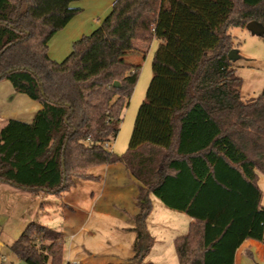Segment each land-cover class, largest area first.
<instances>
[{
	"label": "trees",
	"instance_id": "trees-1",
	"mask_svg": "<svg viewBox=\"0 0 264 264\" xmlns=\"http://www.w3.org/2000/svg\"><path fill=\"white\" fill-rule=\"evenodd\" d=\"M73 1L0 0V81L42 105L0 129V181L61 195L97 178L93 167L121 163L138 181L135 257L151 246L153 194L192 219L175 240L180 264H236L246 238L264 243V90L243 99L229 30L264 26V0H115L58 62L49 41L81 11ZM156 39L146 98L117 154L110 140L140 73L123 53ZM10 248L28 264H64L63 233L39 222Z\"/></svg>",
	"mask_w": 264,
	"mask_h": 264
},
{
	"label": "crops",
	"instance_id": "crops-1",
	"mask_svg": "<svg viewBox=\"0 0 264 264\" xmlns=\"http://www.w3.org/2000/svg\"><path fill=\"white\" fill-rule=\"evenodd\" d=\"M154 43L155 40L152 43L138 42L135 49L123 53V59L137 65L135 60H140L145 53H148L154 47ZM239 54L240 59L234 60L233 64L238 74L243 77L241 92L245 89L248 94L243 99L255 98L264 90V75L257 72L259 67L255 65L256 60L254 58L241 52ZM240 60L244 61V65L239 64ZM241 68L247 69L242 71ZM250 77L254 78L253 83L247 84V79ZM41 107L39 101L31 99L26 94L16 92L10 81H0V129L8 119L30 122ZM99 166L102 168L94 169L97 167L95 166L91 169L92 174L97 178L83 180L71 189L64 191L61 195L45 193L36 195L0 181V264H28L21 260L11 250L10 246L31 222H39L55 229L51 224L49 211L45 210V207L51 205L54 201L53 199L62 200V204L69 207L76 219L80 221L67 233L55 229L63 233L64 264H69L70 261L74 260H79L82 264H85V262L86 264H144L146 262L159 264L161 261L156 258L163 259L162 262L167 263L170 257L173 260L172 249L176 251L175 240L188 232L192 221L191 217L183 211L168 207L152 194L153 209L147 218V231L149 236L152 237L151 246L145 258L135 257L134 244L137 233L133 230L132 217L138 212L136 204L138 181L131 176L121 163ZM263 176V174H260L259 184ZM101 178L105 179L106 184L98 197V195H95V190H93V184L90 183L93 180H101ZM128 184L132 185L130 192L133 201L128 205H124L127 207L124 211L125 221H123V224L116 225L117 235H115V240L117 245H115V248H111L107 245V242L102 240L103 238L88 227V223L96 213L101 214L102 210L98 205L102 199L110 196L125 197V186ZM72 189L77 194L75 199L73 198L75 195L72 198L66 195L67 192L73 193L70 192ZM129 198L131 197L129 196ZM76 199H78V202ZM108 211L109 209L105 213L109 214L111 212ZM172 213L183 220L180 225L170 221ZM152 221L154 225L150 224ZM110 257L114 260L108 261L107 259ZM249 258L264 263V243L250 237L246 238L236 251L235 261L236 264H243L245 261H249Z\"/></svg>",
	"mask_w": 264,
	"mask_h": 264
},
{
	"label": "rangeland",
	"instance_id": "rangeland-1",
	"mask_svg": "<svg viewBox=\"0 0 264 264\" xmlns=\"http://www.w3.org/2000/svg\"><path fill=\"white\" fill-rule=\"evenodd\" d=\"M114 1L115 0L73 1L71 3V6L81 8V11L64 28L55 33V35H53V37L50 39L49 54L51 58L58 62H63L72 52L74 42L80 40L83 36L92 34L101 25L102 21L111 12ZM229 33L233 36L234 50L237 51L238 60L240 59V52L250 55L251 58H254L256 60L255 65L259 67L257 68V72H260L264 75V37L262 36V34L253 33L247 27L241 26L230 28ZM160 42L161 40L156 39L154 47L148 53H145L140 60H135L137 65L140 67L139 78L131 95V98L129 99V103L124 110L120 130L117 136L110 140V150L117 154H123L128 149L138 110L140 108V105L146 98V93L152 79V62L154 52L156 51ZM239 64L244 65V61L240 60ZM246 69L247 68H241L242 71ZM253 79V77L248 78L247 84L253 83ZM242 95L243 98L247 97L246 95L248 94L245 89H243ZM96 168L102 167L97 166L94 169ZM104 180V178H101V180H93L90 183L93 184V190H95V195H98V197L100 192L103 190L104 185L106 184ZM260 187L263 191L264 204V176L260 182ZM131 189L132 185L128 184L127 186H125V197L116 198L114 196H110L102 199L98 205L102 210L101 214L96 213L88 223V227H90L93 232L97 233V235L103 238L102 240L107 242V245H109L111 248H115V245H117V242L115 240V235H117L115 228L116 225L123 224V221H125L124 211L127 209V207L124 205H128L133 201L132 194L130 192ZM73 190L74 189L70 191L73 193L67 192L66 195L69 198H72V196L75 195L73 197L75 199L77 194L75 193L76 191ZM129 196L131 198H129ZM53 200V204L51 203V205L45 207V210L49 211L48 214L49 216H51L50 219L52 226H54L57 230H61L64 233H67L71 231V229L74 228L77 224H79L80 221L76 219L75 215L69 207L62 204V200ZM76 200L78 202V199ZM108 209L109 211H111L109 214L105 213V211H107ZM172 214L173 215L170 216V221H174L175 224L180 225L183 220L178 215H174V213ZM150 224L154 225V222L152 221V223ZM172 252V255L174 256L173 260H171L170 257L169 262L167 263L162 262L163 259L160 260L156 258L158 261H161L159 264H179L176 251L172 249ZM107 260L111 261L114 259L110 257ZM248 260L249 261H245L243 264H264L263 262L257 260L254 261L252 258H249Z\"/></svg>",
	"mask_w": 264,
	"mask_h": 264
},
{
	"label": "water",
	"instance_id": "water-1",
	"mask_svg": "<svg viewBox=\"0 0 264 264\" xmlns=\"http://www.w3.org/2000/svg\"><path fill=\"white\" fill-rule=\"evenodd\" d=\"M249 30H251L253 33H260L264 34V26L259 24L258 22L256 21H251L247 24L246 26ZM229 57L230 59L232 60H236L238 58V54H237V51L236 50H232L230 53H229ZM114 85L117 87L119 86V82H115Z\"/></svg>",
	"mask_w": 264,
	"mask_h": 264
},
{
	"label": "built area",
	"instance_id": "built-area-1",
	"mask_svg": "<svg viewBox=\"0 0 264 264\" xmlns=\"http://www.w3.org/2000/svg\"><path fill=\"white\" fill-rule=\"evenodd\" d=\"M69 264H82L79 260L70 261Z\"/></svg>",
	"mask_w": 264,
	"mask_h": 264
}]
</instances>
